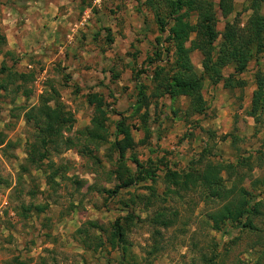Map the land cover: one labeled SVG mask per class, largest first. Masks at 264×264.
Returning a JSON list of instances; mask_svg holds the SVG:
<instances>
[{
	"label": "rangeland",
	"instance_id": "374dc122",
	"mask_svg": "<svg viewBox=\"0 0 264 264\" xmlns=\"http://www.w3.org/2000/svg\"><path fill=\"white\" fill-rule=\"evenodd\" d=\"M93 1L0 0V65L25 76L2 90L0 73V264H264L259 217L253 219L252 230L229 224L211 230L206 214L218 204L202 202L195 194L190 200L167 196L162 181L166 169L185 170L206 147L212 162L245 158L252 170L242 185L264 201V115L257 123L246 115L253 75L264 74V55L252 57L233 77L243 81L242 88L204 81L205 113L185 116L186 100L149 95L151 71L166 59V44L146 0ZM248 1L233 0L232 12L217 18L216 31L226 21L242 27L250 13ZM260 12L264 16V3ZM156 50H161L158 58ZM200 59L196 51L190 54L196 74ZM230 73V66L222 71L223 76ZM139 85L149 98L134 112ZM91 93L102 99L106 112L105 140L95 145L74 136L89 126L92 106L86 95ZM54 103L73 119L63 133L73 145L50 150L36 170L25 163V146L33 139L25 113L43 117ZM121 118L133 141L123 167L136 174L131 159H137L152 170L154 183L144 179L123 186L127 173L118 169L117 154L109 145ZM5 143L10 144L6 149ZM52 168L57 175L49 183L45 177ZM224 184L236 182L229 178ZM20 205L45 209L22 213ZM156 212L173 219L172 225L152 224ZM127 214L133 224L120 260L119 249L111 248L107 238L114 221L122 223Z\"/></svg>",
	"mask_w": 264,
	"mask_h": 264
},
{
	"label": "trees",
	"instance_id": "16d2710c",
	"mask_svg": "<svg viewBox=\"0 0 264 264\" xmlns=\"http://www.w3.org/2000/svg\"><path fill=\"white\" fill-rule=\"evenodd\" d=\"M233 0H146L147 7L153 9L154 20L158 29L164 34L166 47L162 50L166 59L162 65H153L151 71L150 97L166 96L169 100L182 98L186 100L185 116H201L205 113L206 105L201 96L203 82L209 85L221 83L222 88H239L244 86L243 81L233 78L241 74L252 57L264 55V16L259 12L264 0H249L246 7L250 11L242 27L235 21L224 22L221 32L216 31L217 18L225 19L233 9ZM163 11V13L161 12ZM219 37L217 43L216 40ZM4 43L0 37V44ZM161 50L154 53L158 58ZM196 51L200 55V74H196L190 62V54ZM2 51L0 50V53ZM6 54V53H4ZM152 62L149 61V64ZM232 68V73L223 76L226 67ZM0 73H4L3 86H9L24 75L16 74L0 65ZM254 89L251 92L250 102L246 115L257 123L264 115V74L256 71L253 75ZM13 89L17 91L18 85ZM149 95H145L143 87L139 85L137 98L133 106L134 112L143 109ZM86 102L92 106L89 126L74 132L76 139L83 138L88 144L104 142L106 136V112L102 99L95 93L86 95ZM25 122L31 126L33 139L27 142L24 150L25 163L35 166L40 170L41 162L48 158V152L57 149L66 143V148L73 145L70 138H63L72 126L73 119L60 103L54 105L43 117L25 113ZM114 138L109 144L118 157V169L125 171V187L142 180L154 183V173L150 168H144L142 163L132 158L131 163L135 172L126 171L122 159L127 150L133 147L129 127L124 124V119H119L114 125ZM4 144L0 138V145ZM5 143V149L9 147ZM3 147V148H4ZM4 149V150H5ZM208 150V151H207ZM210 150L204 147L198 155L191 159L183 171L166 169L162 174L165 184L164 194L172 198H191L195 194L202 202H211L214 209L206 214L210 229L219 231L224 225L238 226L248 230L255 229L252 221L259 217L264 224V201L256 199V194L250 193L243 185L245 177L252 170L245 158L235 157L229 163H217L208 159ZM245 170L242 171L241 169ZM43 173L44 171L41 170ZM118 177L119 172H116ZM57 175L56 169H51L46 175L47 182L52 183V178ZM225 175V178H224ZM118 178V179H119ZM234 178L236 185L226 187L224 182ZM148 186V191L152 192ZM116 194V189L112 191ZM108 193V191H107ZM135 198H138L137 196ZM140 198V197H139ZM131 202V198L129 199ZM149 203V199L145 204ZM22 213L33 211L42 213L45 207L40 205H20ZM127 206V204H124ZM174 214V213H172ZM122 223L115 220L108 234V244L111 248L119 249L120 260L127 252L128 226L133 224L132 214L121 218ZM152 224L167 228L172 225L173 219L164 212H156L151 218ZM98 240V238H97ZM18 264H25L22 261Z\"/></svg>",
	"mask_w": 264,
	"mask_h": 264
},
{
	"label": "crops",
	"instance_id": "0c3cea01",
	"mask_svg": "<svg viewBox=\"0 0 264 264\" xmlns=\"http://www.w3.org/2000/svg\"><path fill=\"white\" fill-rule=\"evenodd\" d=\"M97 0H94L93 2H96ZM264 3V2H263ZM259 12H260V10H259ZM260 14H261V12H260ZM262 15V14H261ZM263 16V15H262Z\"/></svg>",
	"mask_w": 264,
	"mask_h": 264
}]
</instances>
